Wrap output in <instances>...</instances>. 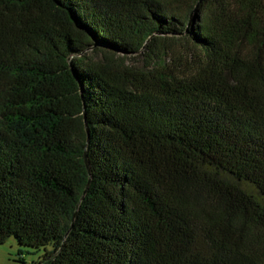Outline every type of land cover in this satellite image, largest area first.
<instances>
[{"label":"trees","instance_id":"obj_1","mask_svg":"<svg viewBox=\"0 0 264 264\" xmlns=\"http://www.w3.org/2000/svg\"><path fill=\"white\" fill-rule=\"evenodd\" d=\"M9 237L33 264H264V0H0Z\"/></svg>","mask_w":264,"mask_h":264},{"label":"rangeland","instance_id":"obj_2","mask_svg":"<svg viewBox=\"0 0 264 264\" xmlns=\"http://www.w3.org/2000/svg\"><path fill=\"white\" fill-rule=\"evenodd\" d=\"M5 243L0 244V264H33V261L37 258L39 253H34L33 250H29L28 253L24 251L21 256L22 262L18 260V250L14 237H9Z\"/></svg>","mask_w":264,"mask_h":264},{"label":"water","instance_id":"obj_3","mask_svg":"<svg viewBox=\"0 0 264 264\" xmlns=\"http://www.w3.org/2000/svg\"><path fill=\"white\" fill-rule=\"evenodd\" d=\"M75 214H76V212H75ZM75 214H74V216H75Z\"/></svg>","mask_w":264,"mask_h":264}]
</instances>
